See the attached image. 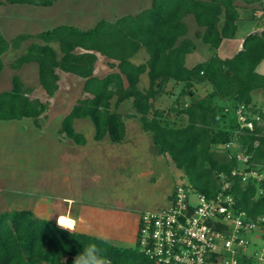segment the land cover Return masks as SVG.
<instances>
[{
  "label": "trees",
  "instance_id": "1",
  "mask_svg": "<svg viewBox=\"0 0 264 264\" xmlns=\"http://www.w3.org/2000/svg\"><path fill=\"white\" fill-rule=\"evenodd\" d=\"M55 1L0 0V4L50 6ZM236 1L152 0L137 14L123 15L114 21L101 19L89 29L59 25L11 40L0 33V71L2 54L20 49L30 40L11 67L36 63L39 85L47 97L58 89V71L83 79L80 97L61 120L60 134L77 145L84 144L85 136L76 131L74 120L88 119L94 127L95 141L108 137L110 142L120 143L125 124L116 108L131 99V117L137 118L141 129L150 134L157 154L184 174L187 185L214 197L227 182L226 193L234 198L235 206L254 219L264 216V180L243 181L232 172L244 166V171L264 168V110L252 103V92L264 90V75L256 71L264 60V28L246 35L241 49L232 57L220 58L216 49L223 39L234 38L237 30ZM254 1H261L264 22V0H245ZM188 14L203 28L195 36L212 51L208 60L192 68L184 66V59L194 44L179 40L187 32L183 19ZM53 44L58 45V52ZM142 48L148 58L144 63H132L130 58ZM97 53L111 60L108 66L112 71L102 77L94 74ZM146 71L148 87L142 90L138 83ZM169 80L183 83L178 95L188 97L173 109L186 117L184 126L163 122L162 112L151 110L150 100ZM195 84H208L211 90L196 99L192 90ZM32 91L17 75L13 76L12 88L0 93V121L29 118L40 126L38 119L47 117L48 103L32 96ZM179 97L174 100L176 103ZM239 105L258 117L253 118L251 130L240 129L237 124L235 111ZM238 154L247 156V161L238 159ZM90 243L102 249L110 264H152L136 245L134 249L117 247L36 218L27 209L0 212V264H72L75 255Z\"/></svg>",
  "mask_w": 264,
  "mask_h": 264
},
{
  "label": "rangeland",
  "instance_id": "2",
  "mask_svg": "<svg viewBox=\"0 0 264 264\" xmlns=\"http://www.w3.org/2000/svg\"><path fill=\"white\" fill-rule=\"evenodd\" d=\"M125 1L131 2L132 0ZM84 2L88 4L92 12L90 15L85 16L86 11H81V7L84 9L86 7V5L81 6ZM134 2L138 11L143 9L144 6H149L147 0H134ZM119 3L120 0H57L53 4H69L66 8L67 12H60V18L57 15L56 19H50L51 21L47 25H43L42 29L50 30L54 25H71L86 29L92 27L101 19L110 21L127 11H133L132 6L129 9H124L118 5ZM73 5L77 8L75 7L70 11L69 7L73 8ZM93 5L96 6L95 9H93ZM46 10H49L46 12H51L50 9ZM187 23L188 32L193 31V21L188 19ZM53 46L58 52V45L53 44ZM19 53L17 50H11L3 54L2 59L5 67L0 72L2 83H11L9 81L10 76L16 71L11 67V64L20 55ZM200 53L199 50L196 51L197 55ZM234 53L235 50L232 49L227 51V54L222 53V55L230 56ZM143 56L145 57V54L139 52L132 58V61L136 62L138 58L140 60ZM205 57L202 58L205 59ZM100 60L97 64V72H101L105 68ZM33 68L37 72L35 65ZM27 74L26 78L29 79L28 83L33 89L31 95L48 103L47 117L38 119L40 126H36L32 119L0 121V181L3 186L0 195L4 197L3 202L0 204V212L29 209L34 217L41 219L49 213L50 204L61 202L64 197L71 198L74 207L80 203L104 201L107 206L125 204L126 206L139 207L143 211L151 210L168 204L169 198L165 203L163 202L165 198L164 200L161 199L163 194L160 191L161 184L166 187L171 186L170 188L177 183L187 185L184 174L175 169L172 162L167 161L166 158L157 157L155 151H153V157L148 156V158L133 156V151L128 152V148L136 144L133 142L134 139L137 141V136L144 134L136 125L137 118L131 117L134 109L129 101L119 104L116 108L117 111L121 110L123 114H126L123 117L128 134L126 142L123 139L121 145H112L107 137V139L105 138V140L97 143L93 139L94 127L91 121L77 119L74 126L76 131L85 135L90 141V147L94 152H91L88 157L86 154H82L81 158L80 152L83 149H77V152H74V149L70 151L71 148L68 149L69 143H64L66 142L65 136L60 134L58 130L62 118L81 95L83 79L71 73L58 71V89L52 97H47L41 87L31 80L34 72L29 69ZM144 83L146 84V81ZM5 87L0 88V91H3ZM204 91L201 87L197 94H203ZM176 96L179 97V95ZM183 99L185 98L179 97V101L176 103L175 99L168 100L164 98L159 104L154 105L153 103L152 107L155 108L156 106L157 109L153 108V110L162 112L161 120L163 122L175 124L177 127L184 126L186 123L184 117L173 111ZM114 101L113 98L111 109L114 107ZM252 103L264 110V90L260 89L252 92ZM96 147L100 149L95 150ZM4 160L6 161L5 164H1ZM158 162H161L159 167L162 168L164 173L156 178V174L152 172L155 177L154 183L149 181L150 185L145 183L146 186L139 182L136 185L129 184V179L137 175L138 169L146 167L147 169L156 170L155 166ZM65 165L70 172L63 179L61 177L64 173L63 170H66ZM81 169L86 173L82 175ZM147 176L151 177L150 174ZM56 180H63L66 183ZM7 198H9V201H7ZM59 217H57V220ZM75 226L76 228L80 227L79 224L78 227L76 224ZM246 237L251 238L252 235ZM255 242L257 246L262 244L261 240ZM113 245L134 249V234L130 235V240L125 244L113 242Z\"/></svg>",
  "mask_w": 264,
  "mask_h": 264
},
{
  "label": "crops",
  "instance_id": "3",
  "mask_svg": "<svg viewBox=\"0 0 264 264\" xmlns=\"http://www.w3.org/2000/svg\"><path fill=\"white\" fill-rule=\"evenodd\" d=\"M147 1H148V5L150 6L152 0H147ZM242 2H245V0H237L235 2V4L237 5V11H238L239 16H238V19L236 21L237 30L235 32L234 38L223 39L221 41L219 47L216 49V54L220 58L232 57L235 53H237L241 49L243 39L246 35L253 33V32H261L262 29L264 28V22L261 20L262 19L261 18V16H262L261 1H254V2H250V3L245 2L243 4H242ZM60 4H52L50 6H35V5H28V4H9V3L0 4V33L2 34V36L5 39L11 40L20 34L35 35V34H38L42 31L48 30V29H45V30L42 29V26L47 25V23L49 21L56 19L57 15L59 16L61 14L60 12H67L66 8L68 7L69 4H63V5H60ZM135 4L136 3L134 2V0H132L131 2H129V1L126 2L125 0H120V3L118 4L120 7H123L124 9H129L132 6V9H133V11H127L126 13H124L120 16L137 14L139 11L137 10ZM85 5H86L85 9L83 7H81V11L85 10L86 11L85 16H87V15H90L92 12H91L87 3L84 2L83 4H81V6H85ZM149 6H144V8H147ZM75 7L77 8V6L73 5V8L69 7V10L71 11ZM95 8H96V6L93 5V9H95ZM46 9H50L51 12H46V11H49ZM134 10H136L137 12ZM141 10L142 9H140V11ZM59 18H60V16H59ZM114 19H116V17L110 21H114ZM188 19L193 21V25H194V29L191 32H188V23H187ZM183 21L186 24L187 32L184 36L180 37L179 40L187 39L194 44V49L191 52L187 53L185 55V59H184V66L187 68H192L197 63L204 62V61L208 60L212 56V51H210L207 44L203 43L200 38H197L195 36V32L197 30H203V28L199 27L196 24L194 16L191 14H188L184 17ZM81 22H83V21H81ZM220 25H221V23H220ZM54 26H56V25H54ZM54 26H53V28H54ZM86 29H89V28H86ZM30 42H31L30 40L26 41L22 44L20 49H10L7 52H9L11 50H17V52H20L19 54L21 55L22 49H24ZM234 43H236V44H234ZM232 49L235 50V53L233 55H230V56L222 55V53L227 54V51L232 50ZM198 50L201 53L197 55L196 51H198ZM139 52H143L145 54V57L143 56L140 60L138 58V61H136V62L132 61V58L135 55L139 54ZM204 54H206V55H204ZM2 56H3V54H2ZM2 56H1V59H2ZM96 56H97V59H96L95 66H94V74L99 76V77L105 76L107 73L112 71L108 66V62H110L111 60L102 56L99 53H97ZM138 57H140V56H138ZM202 57H205V59H203ZM147 58H148L147 53H146L145 49L142 48L130 58V61L134 64H140V63H144ZM99 60L101 62H103L104 67H105L103 70H101V72H97V64H98ZM2 62H3V59H2ZM34 65L37 67L36 63H33V62L25 63L22 66H20L19 68L15 69L16 71H14V73L10 76V79H9V81H11V83L10 84H8L6 82L2 83V81L0 80V88H4V86H6L3 91L10 90L12 88V78L15 75H17L24 84H26L27 86H30V84L28 83L29 79L26 78V76L28 75L27 71L29 69H31L34 72V75H32L31 80H33L35 84L40 86L39 81H38V68H37V72H36L35 69L33 68ZM4 67L5 66H4V62H3V68L0 72L3 71ZM263 67H264V60L258 65L256 71L258 73H261L264 75ZM144 81H146V84L144 83ZM30 87H32V86H30ZM138 87L142 90H144L148 87L147 71L140 75ZM182 87H183V83L175 82L174 80H169L165 84V86L163 87V89L159 93V95H157L154 99L150 100L151 101V110L153 111V108H154V107H152L153 103H154V105H156L157 103L159 104V102L164 98H167L168 100L176 99L177 98L176 95L179 94ZM201 87H203V89L205 91L203 94L198 95L197 93H199V90ZM192 90H193V96L197 99V98H201L204 95H206L211 90V87L208 84H195L193 86ZM3 91H0V93ZM184 98L185 99H183V100L187 101L188 97L185 96ZM126 101H129L131 103V99L124 100L121 103H124ZM121 103H120V105H121ZM154 109H157V107L155 106ZM117 112L121 113L123 117L126 116V114H123L121 112V110L117 111ZM182 116L186 120V117L184 115H182ZM23 119H29V118H23ZM75 120H77V119H75ZM75 120H74V126L76 125ZM123 120H124V124H125L126 123L125 119L123 118ZM17 121H22V119L17 120ZM136 123H137L136 124L137 127L139 126L138 128L144 134L137 136L138 137L137 141H136V139H134L133 142H135L136 144L132 145V147L130 146V148H128L129 149L128 152L131 153L133 151L132 152L133 156H142V158H148V156L151 157L153 154V151H155L154 153L156 154V156L160 157L161 155L157 154V152L153 146L152 138H151L150 134L144 132L141 129V127L137 121H136ZM127 136H128L127 126L125 124V136H124V140H123L124 142L127 141L126 140ZM145 137H147V139H145ZM105 138L107 139V137H104L102 140L96 141V142L97 143L101 142V141L105 140ZM65 139H66V142H64V143H66V144L69 143L68 149L71 148L70 151H73V149H74L75 150L74 152H77V149H83V151L80 152L81 158H82V154H86V156L88 157V155H90L91 152H94L93 149L90 147V144H89L90 141L86 137H85L86 142L82 145L75 144L70 138L65 137ZM122 142H120V143L110 142V143H112V145L118 144V146H119L122 144ZM98 149H100V148L96 147L95 150H98ZM108 153H110V152H108ZM110 154H112V153H110ZM161 157H163V156H161ZM4 162H6V161L4 160L1 164H3ZM159 163H161V162H158L157 165L155 166L156 170H153L152 168L147 169L146 167H144L142 169H138L137 175L134 178L129 179V184L130 185H133V184L136 185V183L139 182V183L143 184L144 186H146L145 183H148V185H150L149 181L150 182L152 181L154 183L155 177L152 174L155 173L156 178H158V176H161L164 173L162 168L159 167ZM64 168L66 170L65 171L63 170L64 173H63V176L61 177L63 179H64V177L66 178V175L70 172V170L67 168L66 165ZM86 171H87V167H86ZM81 172H82V175L86 173L82 169H81ZM148 174H150L151 177L147 176ZM145 177H146V179H145ZM56 181H60L61 183H66L63 180H56ZM170 187L169 186L166 187L163 184L160 185V191H162V193H163L161 195V199L164 200V198H165V200L163 201L164 203L168 200V198H170L169 196H170V193L172 192V189H173V187L172 188H170ZM0 191H3V186H2L1 181H0ZM3 200H4L3 195H0V204L3 202ZM61 200H62L61 202H58V203L55 202V204H50L49 205L50 206L49 213L47 214V216H45V217L43 216L42 218H46L47 220H50V221H53L54 223H56V218L58 216L68 217L75 222L77 227H78V224L80 225L79 228H76V226L74 225V228L72 229V231L78 232V233H83V234H86L88 236L97 237V238L101 235H106L107 236L106 241L112 245H113V242H116L118 244H125L127 241L130 240V235L134 234V243H135L139 216H140L141 212H143V210H141L139 207L136 208L135 206H130V205L126 206L125 204H121L118 206L117 205L107 206V204L105 205L104 201H101L98 203L97 202L80 203L78 206L74 207V204L72 203L73 201L71 198L64 197ZM7 201H9V198H7ZM9 204H10V202H9ZM16 210H18V209H16ZM56 224H58V220H57Z\"/></svg>",
  "mask_w": 264,
  "mask_h": 264
},
{
  "label": "built area",
  "instance_id": "4",
  "mask_svg": "<svg viewBox=\"0 0 264 264\" xmlns=\"http://www.w3.org/2000/svg\"><path fill=\"white\" fill-rule=\"evenodd\" d=\"M235 112L240 129L251 130L253 118L258 120L244 105ZM236 157L247 161V156ZM243 169L246 166L232 175H240L243 181L264 180V168ZM227 187L224 182L214 197H207L189 185L175 184L167 205L141 212L135 241L138 252L152 264H246L244 260L264 264V216L253 219L238 209ZM257 240L262 241L260 246Z\"/></svg>",
  "mask_w": 264,
  "mask_h": 264
},
{
  "label": "clouds",
  "instance_id": "5",
  "mask_svg": "<svg viewBox=\"0 0 264 264\" xmlns=\"http://www.w3.org/2000/svg\"><path fill=\"white\" fill-rule=\"evenodd\" d=\"M56 223H57V218H56ZM57 225L65 228L64 225L61 224H57ZM98 239L107 240V236L101 235L98 237ZM72 264H110V261L108 257L104 255L102 249L98 247L96 243H90L85 247H83L75 255V257L72 260Z\"/></svg>",
  "mask_w": 264,
  "mask_h": 264
},
{
  "label": "bare ground",
  "instance_id": "6",
  "mask_svg": "<svg viewBox=\"0 0 264 264\" xmlns=\"http://www.w3.org/2000/svg\"><path fill=\"white\" fill-rule=\"evenodd\" d=\"M61 217L64 218L63 222L61 221ZM58 224L64 225L66 228H69L72 230L74 228L75 222L68 217L60 216L58 219Z\"/></svg>",
  "mask_w": 264,
  "mask_h": 264
},
{
  "label": "snow or ice",
  "instance_id": "7",
  "mask_svg": "<svg viewBox=\"0 0 264 264\" xmlns=\"http://www.w3.org/2000/svg\"><path fill=\"white\" fill-rule=\"evenodd\" d=\"M61 221H62V222L64 221V218H63V217H61Z\"/></svg>",
  "mask_w": 264,
  "mask_h": 264
}]
</instances>
